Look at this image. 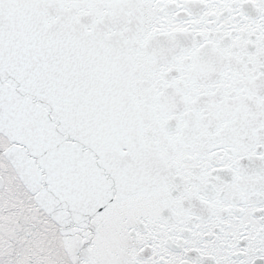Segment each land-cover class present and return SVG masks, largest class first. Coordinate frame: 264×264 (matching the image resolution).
Returning a JSON list of instances; mask_svg holds the SVG:
<instances>
[{
    "label": "snow or ice",
    "instance_id": "6c2138e0",
    "mask_svg": "<svg viewBox=\"0 0 264 264\" xmlns=\"http://www.w3.org/2000/svg\"><path fill=\"white\" fill-rule=\"evenodd\" d=\"M0 264H264V0H0Z\"/></svg>",
    "mask_w": 264,
    "mask_h": 264
}]
</instances>
